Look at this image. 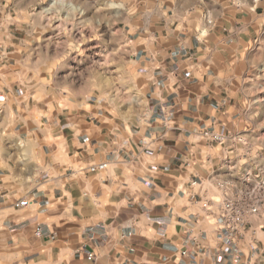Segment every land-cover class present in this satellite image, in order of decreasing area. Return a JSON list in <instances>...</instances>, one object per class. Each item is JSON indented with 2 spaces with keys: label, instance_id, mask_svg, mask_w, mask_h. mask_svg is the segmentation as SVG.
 Segmentation results:
<instances>
[{
  "label": "crops",
  "instance_id": "0c3cea01",
  "mask_svg": "<svg viewBox=\"0 0 264 264\" xmlns=\"http://www.w3.org/2000/svg\"><path fill=\"white\" fill-rule=\"evenodd\" d=\"M214 3L135 28L144 102L119 123L17 85L0 41V264H264V152L241 115L258 19ZM225 194L259 198L239 235Z\"/></svg>",
  "mask_w": 264,
  "mask_h": 264
},
{
  "label": "rangeland",
  "instance_id": "374dc122",
  "mask_svg": "<svg viewBox=\"0 0 264 264\" xmlns=\"http://www.w3.org/2000/svg\"><path fill=\"white\" fill-rule=\"evenodd\" d=\"M214 1L258 19L245 54L241 115L255 151L264 152V0H0V41L15 48L17 85L63 110L82 106L119 123L144 102L129 62L135 28L147 14L181 15Z\"/></svg>",
  "mask_w": 264,
  "mask_h": 264
},
{
  "label": "built area",
  "instance_id": "2783aa9c",
  "mask_svg": "<svg viewBox=\"0 0 264 264\" xmlns=\"http://www.w3.org/2000/svg\"><path fill=\"white\" fill-rule=\"evenodd\" d=\"M201 136L214 142L222 143L226 140V135L216 133L210 130H203ZM264 182L259 184V189H262ZM259 198L250 195L238 196L227 195L223 197L219 213L217 216V223L228 232L229 235H239L243 230V223L247 216L258 213ZM27 201L25 199L19 200L16 205L18 207L25 206ZM39 233V230H36Z\"/></svg>",
  "mask_w": 264,
  "mask_h": 264
},
{
  "label": "clouds",
  "instance_id": "9594fccd",
  "mask_svg": "<svg viewBox=\"0 0 264 264\" xmlns=\"http://www.w3.org/2000/svg\"><path fill=\"white\" fill-rule=\"evenodd\" d=\"M246 6V5H245Z\"/></svg>",
  "mask_w": 264,
  "mask_h": 264
}]
</instances>
